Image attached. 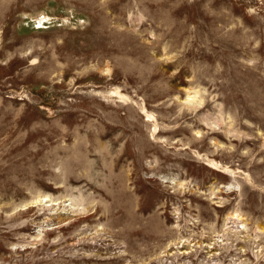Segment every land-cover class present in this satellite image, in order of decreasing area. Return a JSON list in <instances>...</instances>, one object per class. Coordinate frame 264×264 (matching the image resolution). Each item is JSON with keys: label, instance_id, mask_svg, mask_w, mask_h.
<instances>
[{"label": "rangeland", "instance_id": "rangeland-1", "mask_svg": "<svg viewBox=\"0 0 264 264\" xmlns=\"http://www.w3.org/2000/svg\"><path fill=\"white\" fill-rule=\"evenodd\" d=\"M0 264H264V0H0Z\"/></svg>", "mask_w": 264, "mask_h": 264}, {"label": "bare ground", "instance_id": "bare-ground-1", "mask_svg": "<svg viewBox=\"0 0 264 264\" xmlns=\"http://www.w3.org/2000/svg\"><path fill=\"white\" fill-rule=\"evenodd\" d=\"M234 215H235V214H234ZM234 215H233V216H234ZM235 216H236V215H235Z\"/></svg>", "mask_w": 264, "mask_h": 264}]
</instances>
